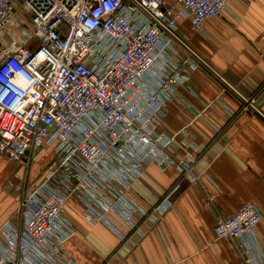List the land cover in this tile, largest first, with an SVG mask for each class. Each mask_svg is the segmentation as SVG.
<instances>
[{
  "label": "built area",
  "instance_id": "2783aa9c",
  "mask_svg": "<svg viewBox=\"0 0 264 264\" xmlns=\"http://www.w3.org/2000/svg\"><path fill=\"white\" fill-rule=\"evenodd\" d=\"M230 1L0 0V154L22 165L51 156L37 182L16 186L20 221L0 226V264H77L63 248L76 234L68 213L128 242L157 224L182 181L200 183L208 145L161 127L176 85L188 83L182 66L205 64L177 27L199 32ZM233 90L240 111L264 117ZM152 164L177 179L145 207L132 189ZM203 190L215 239L259 242L258 205L223 216Z\"/></svg>",
  "mask_w": 264,
  "mask_h": 264
},
{
  "label": "crops",
  "instance_id": "0c3cea01",
  "mask_svg": "<svg viewBox=\"0 0 264 264\" xmlns=\"http://www.w3.org/2000/svg\"><path fill=\"white\" fill-rule=\"evenodd\" d=\"M177 28L205 64L182 66L188 83L176 85L161 127L176 135L184 128L189 142L208 145L195 165L200 183L182 181L171 197V208L157 224L141 225L142 234L131 235L128 242L102 224L88 225L68 213L76 234L63 248L77 264H264V117L240 111L241 101L233 90L254 97L264 115V0H232L223 16L208 18L199 32L184 20ZM181 54L174 59L177 64L186 57ZM50 157L47 153L35 161L33 180L20 172L21 163L16 162L21 168L15 172V161L0 154V226L10 218L20 221L15 181L25 191L38 181ZM176 179L175 171L162 173L149 165L132 194L149 207ZM203 188L223 216L247 202L258 205L259 242L215 239V216Z\"/></svg>",
  "mask_w": 264,
  "mask_h": 264
},
{
  "label": "rangeland",
  "instance_id": "374dc122",
  "mask_svg": "<svg viewBox=\"0 0 264 264\" xmlns=\"http://www.w3.org/2000/svg\"><path fill=\"white\" fill-rule=\"evenodd\" d=\"M37 163L35 161H32L31 163L29 164H26V165H23L24 166V170L23 171H20L21 173L23 172L25 174V176H27V178L29 179H32L34 180V177H33V174H34V171L32 172L33 168H36V165ZM15 165H16V169H15V172L18 171V169H20V165H18L16 162H15ZM41 167V166H40ZM39 167V168H40ZM15 172H14V175H15ZM15 177V176H14ZM17 180V179H14V181ZM20 185V182L17 183L15 181V183L13 184V189H14V194H15V197L16 199L17 198H20V193H19V190H16V186L17 185ZM21 189H22V184H21ZM21 192V191H20ZM19 201V200H18Z\"/></svg>",
  "mask_w": 264,
  "mask_h": 264
}]
</instances>
